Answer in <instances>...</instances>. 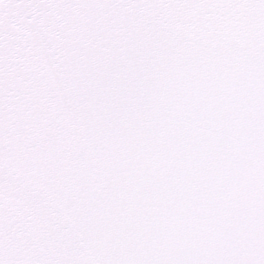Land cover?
Wrapping results in <instances>:
<instances>
[{"label": "snow or ice", "instance_id": "6c2138e0", "mask_svg": "<svg viewBox=\"0 0 264 264\" xmlns=\"http://www.w3.org/2000/svg\"><path fill=\"white\" fill-rule=\"evenodd\" d=\"M0 264H264V0H0Z\"/></svg>", "mask_w": 264, "mask_h": 264}]
</instances>
